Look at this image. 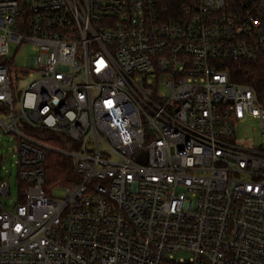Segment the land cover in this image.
I'll list each match as a JSON object with an SVG mask.
<instances>
[{"label": "built area", "instance_id": "obj_1", "mask_svg": "<svg viewBox=\"0 0 264 264\" xmlns=\"http://www.w3.org/2000/svg\"><path fill=\"white\" fill-rule=\"evenodd\" d=\"M263 61L264 0H0L23 188L0 201V264H264V145L238 133L264 137V92L233 69ZM50 152L72 164L63 198Z\"/></svg>", "mask_w": 264, "mask_h": 264}, {"label": "rangeland", "instance_id": "obj_2", "mask_svg": "<svg viewBox=\"0 0 264 264\" xmlns=\"http://www.w3.org/2000/svg\"><path fill=\"white\" fill-rule=\"evenodd\" d=\"M36 52L29 44L17 45L11 44L10 58H15L16 65L27 67L28 58L34 55ZM29 80H25L24 87L28 84ZM239 137L248 142L250 146H263L264 137L262 134L261 126L258 120L249 118L245 120L238 128ZM17 150L16 139L13 134H5L0 128V158L2 159L3 169L0 172V181L2 179L7 180L11 186L10 195L4 199L0 197V201H5L9 208H12L17 202H20L22 197V184L18 174L17 165ZM45 191L60 198L65 197L66 187L47 185ZM177 257H184L188 259L190 253L183 251L180 252Z\"/></svg>", "mask_w": 264, "mask_h": 264}, {"label": "trees", "instance_id": "obj_3", "mask_svg": "<svg viewBox=\"0 0 264 264\" xmlns=\"http://www.w3.org/2000/svg\"><path fill=\"white\" fill-rule=\"evenodd\" d=\"M177 7L174 6L173 10H176ZM233 69L238 80L255 86L260 93L264 92V61L235 64L233 65ZM229 70L231 75V63L229 64ZM45 173L46 184L44 188L47 185H65L74 177L70 159L53 152L47 155Z\"/></svg>", "mask_w": 264, "mask_h": 264}, {"label": "water", "instance_id": "obj_4", "mask_svg": "<svg viewBox=\"0 0 264 264\" xmlns=\"http://www.w3.org/2000/svg\"><path fill=\"white\" fill-rule=\"evenodd\" d=\"M144 156H145V154L142 156L143 159H144Z\"/></svg>", "mask_w": 264, "mask_h": 264}]
</instances>
